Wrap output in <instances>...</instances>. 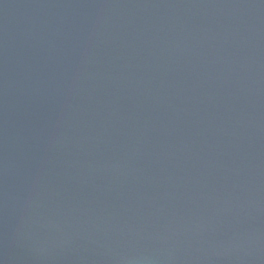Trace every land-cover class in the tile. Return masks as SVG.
<instances>
[{
    "label": "water",
    "instance_id": "obj_1",
    "mask_svg": "<svg viewBox=\"0 0 264 264\" xmlns=\"http://www.w3.org/2000/svg\"><path fill=\"white\" fill-rule=\"evenodd\" d=\"M0 264H264V0H0Z\"/></svg>",
    "mask_w": 264,
    "mask_h": 264
}]
</instances>
